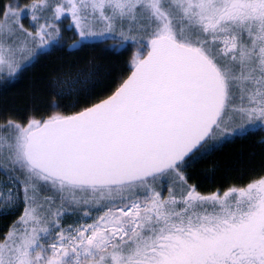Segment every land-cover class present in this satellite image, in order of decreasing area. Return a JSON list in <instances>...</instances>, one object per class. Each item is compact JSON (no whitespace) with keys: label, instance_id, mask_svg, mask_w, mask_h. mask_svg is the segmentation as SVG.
<instances>
[{"label":"snow or ice","instance_id":"6c2138e0","mask_svg":"<svg viewBox=\"0 0 264 264\" xmlns=\"http://www.w3.org/2000/svg\"><path fill=\"white\" fill-rule=\"evenodd\" d=\"M65 20L72 47L140 50L99 103L0 122V203L24 204L0 264H264V176L202 194L185 174L209 141L264 130V0H0V79Z\"/></svg>","mask_w":264,"mask_h":264},{"label":"trees","instance_id":"16d2710c","mask_svg":"<svg viewBox=\"0 0 264 264\" xmlns=\"http://www.w3.org/2000/svg\"><path fill=\"white\" fill-rule=\"evenodd\" d=\"M71 33L65 26L59 46L42 52L28 70L17 75L10 84L0 85V122L12 119L26 124L30 118L43 120L56 112L74 114L111 95L128 77L134 51L132 44L114 49L106 39L84 41L72 47L75 41ZM89 67H93L92 77H98L99 82L80 91L56 93L54 83L65 77L75 79L78 72L87 71ZM71 70L73 73L67 75ZM185 174L188 183L202 194L217 190L222 193L264 176V130L248 131L198 153L188 160ZM12 213L16 212L0 215V235L9 230L20 212Z\"/></svg>","mask_w":264,"mask_h":264},{"label":"rangeland","instance_id":"374dc122","mask_svg":"<svg viewBox=\"0 0 264 264\" xmlns=\"http://www.w3.org/2000/svg\"><path fill=\"white\" fill-rule=\"evenodd\" d=\"M24 23H25V25L27 26L28 25V23H29V21H28V19L27 18H25V20H24ZM68 25V21L67 20H65V22L61 25V28H62V35H63V33H64V30H65V26H67ZM70 32H72L71 34H74L73 33V31H70ZM106 39H108L109 40V42L110 43H112V45L111 46H114V49H116V48H120V47H122V46H125L126 44H128V43H130V44H132L133 46H134V51H133V55H135V53L138 51V50H140V47H139V45L138 44H135V43H133L132 41H127V42H122L121 41V39L119 38V36H115V37H113V36H105V37H99V38H93V39H90V40H87L88 42H93V41H104V40H106ZM110 40H112V41H110ZM108 42V43H109ZM50 49V48H49ZM137 49V50H136ZM48 49H45V50H43L42 52H44L45 53V51H47ZM36 59H34L30 64H32L34 61H35ZM30 64H28V65H26L25 67H24V69L20 72V73H18L17 75H19V74H21V75H23L24 74V72H26L27 70H28V66L30 65ZM90 68V69H89ZM88 68V70L87 71H85V69H83L81 72H78V74L76 75V77H75V79H68V78H66L65 77V79H61V80H58L56 83H54V85L53 86H55V91H56V93L57 94H60V93H67V91H72V90H75V91H80V90H82V89H84V88H86V87H88L90 84H92V83H94V82H99L100 80H99V78L98 77H92L93 76V72L91 71V68H93V67H89ZM70 72H72L73 73V71L71 70V71H68V73H67V75L70 73ZM20 75V76H21ZM69 75H71V74H69ZM14 78H12V79H10V80H6V79H0V85L1 84H10L11 82H13L12 80H13ZM55 112V111H54ZM257 128H249L248 130H247V132L248 131H254V130H256ZM237 136V135H236ZM232 138L234 137V136H231ZM231 137H228L227 139H229V138H231ZM226 139V140H227ZM225 140H223V141H219V142H213V141H209L208 142V144H214V147L215 146H217V145H219V144H221V143H223ZM211 148H213V147H211ZM211 148H209V149H211ZM209 149H207V150H209ZM206 150V151H207ZM202 151H204L203 149L200 151V152H202ZM4 180V178H3V175L1 174L0 175V181H3ZM0 187H2V185H0ZM12 187L13 188H15V185H12ZM7 188L5 187L4 188V191L5 192H7ZM23 207H24V204H23V202H20L19 204H18V206H10V205H6V204H2V203H0V215H7V214H9V213H11V212H20L18 215H20L21 214V212L23 211ZM16 213H12L11 215H13V214H16ZM19 217V216H18ZM75 219V217L74 216H66L65 217V219H64V224H68V223H71L73 220Z\"/></svg>","mask_w":264,"mask_h":264},{"label":"water","instance_id":"95a60500","mask_svg":"<svg viewBox=\"0 0 264 264\" xmlns=\"http://www.w3.org/2000/svg\"><path fill=\"white\" fill-rule=\"evenodd\" d=\"M129 75H130V74H129ZM115 91H116V90H115ZM115 91H114V92H115ZM114 92H113V93H114ZM113 93H112V94H113ZM112 94H111V95H112ZM109 96H110V95H109ZM109 96H108V97H109ZM108 97H106V98H108ZM106 98H104V99H106ZM99 102H100V101H99ZM99 102H97V103H99ZM189 159H190V158H189Z\"/></svg>","mask_w":264,"mask_h":264}]
</instances>
